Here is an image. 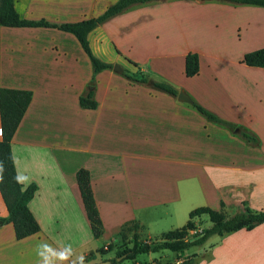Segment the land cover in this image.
I'll return each instance as SVG.
<instances>
[{
  "label": "crops",
  "instance_id": "1",
  "mask_svg": "<svg viewBox=\"0 0 264 264\" xmlns=\"http://www.w3.org/2000/svg\"><path fill=\"white\" fill-rule=\"evenodd\" d=\"M115 1L14 0V7L25 19L64 23L95 17ZM261 13L262 6L225 0H153L88 35L102 60L128 69L129 60L136 62L150 78L256 134L257 145L113 68L94 74L70 32L0 24V87L32 93L11 151L16 173L28 177L22 186H36L28 207L39 224L21 239L11 222L0 225V264H37L42 241L54 248L70 244L85 256L117 241L133 221L143 237L158 238L183 226L199 206L232 214L245 205L264 210V67L242 62L246 52L264 47ZM189 52L199 58L190 77L184 72ZM92 80L97 106L82 108L79 96ZM79 168L89 172L99 237L82 201ZM6 215L0 194V217ZM190 254L188 264H264V222L214 235ZM148 255L144 264H155ZM132 263L141 264L139 255Z\"/></svg>",
  "mask_w": 264,
  "mask_h": 264
},
{
  "label": "trees",
  "instance_id": "2",
  "mask_svg": "<svg viewBox=\"0 0 264 264\" xmlns=\"http://www.w3.org/2000/svg\"><path fill=\"white\" fill-rule=\"evenodd\" d=\"M149 1L153 0H116L101 14L95 17L75 22L54 23L45 19L29 20L22 18L14 7V0H0V24L11 27H55L72 33L90 58L93 73L96 74L105 68H112L114 64L102 60L92 51L88 40L89 33L101 23L123 12L130 6ZM225 1L264 7V0ZM129 62L133 65V69L122 67L120 71L127 79L138 83L149 84L156 89L163 90L177 97L179 92L178 88L166 81L150 78L136 62L132 60H129ZM242 62L249 66L264 67V47L246 52L243 55ZM198 70V54L196 52L187 53L184 63L185 75L188 77L194 76L198 73ZM94 85V80H92L86 92L79 96V105L82 108H95L97 106V102L94 99ZM31 95L30 90L0 87V164L3 165V180L0 181V194L7 209V215L0 217V225L11 222L17 239L26 237L39 230V224L28 207L29 200L32 198L36 186L35 184H30L23 187L21 183H17L15 179L17 173L11 151V139L29 105ZM187 104L202 114L207 120L226 127L234 134L240 136L246 143L251 145H257L259 143V138L256 134L221 118L193 98ZM76 179L86 214L90 221L91 231L95 237H99L102 233V224L94 200L88 170L79 168L76 172ZM203 214L207 215L210 225L202 228L199 232L190 234L189 231L195 228L193 222L194 217ZM263 222L264 210H253L246 205L242 210L231 215L225 214L222 209L215 210L208 206H199L189 212V220L183 226L164 232L159 240L147 241L140 237L141 228L139 222L133 221L131 224L124 226L117 235V240H124L126 239L124 231L131 229V246H125L121 250H118L116 256L110 258V261L111 264L117 263V257H121L120 259L122 260H135L140 254L159 252L162 250L175 252L177 257H180L189 248L203 246L214 235H223L239 229L250 230ZM116 245L117 241L109 242L106 248L100 247L96 251L105 254ZM92 257L93 252H89L86 259L91 260Z\"/></svg>",
  "mask_w": 264,
  "mask_h": 264
},
{
  "label": "rangeland",
  "instance_id": "3",
  "mask_svg": "<svg viewBox=\"0 0 264 264\" xmlns=\"http://www.w3.org/2000/svg\"><path fill=\"white\" fill-rule=\"evenodd\" d=\"M223 2H224V0H223ZM247 13L248 12H246V11H241L240 14L243 15V17H246ZM251 15H253V13ZM261 18L264 20V13H261ZM263 103H264V101H263ZM222 211L227 215L232 214V210H230V209L222 208ZM193 222H194L195 228L189 231L190 234L195 233V232H199L202 228L208 227L210 225V221H209L206 214L194 217ZM124 233L126 235V239L117 240V245L112 250H110L109 252L102 254L100 252H97L96 251L97 249L95 251H91V252H93V257L91 260L86 259L85 264H93V263L98 262V261L110 259V258L116 256V253L118 250H121L125 246H131V244H132V230L127 229L124 231ZM140 237L144 240H147V241H155V240L161 239L162 235L159 236L158 238H153V239L152 238H145L142 235H140ZM104 248H106V246ZM190 251H191V248L186 250L181 255V257L178 258L175 252H172L169 250H162L159 252H151L153 257H150V258H153V261L155 262V264H174V262L177 259H179L181 261V264H188L189 259H190V255H191ZM88 254L89 253H87L85 255V257L88 256ZM148 254L149 253H144V254L139 255V261L141 262V264L142 263L144 264V262L149 261V259H148L149 255ZM132 262H133V260H130V259H123V260L119 259L117 261V263H112V264H133Z\"/></svg>",
  "mask_w": 264,
  "mask_h": 264
},
{
  "label": "clouds",
  "instance_id": "4",
  "mask_svg": "<svg viewBox=\"0 0 264 264\" xmlns=\"http://www.w3.org/2000/svg\"><path fill=\"white\" fill-rule=\"evenodd\" d=\"M15 179L17 183H25L28 177L17 174ZM2 180L3 165L0 164V181ZM36 255L38 257L37 264H85L86 260L84 255H77L70 244L54 248L51 244L43 241L37 245Z\"/></svg>",
  "mask_w": 264,
  "mask_h": 264
},
{
  "label": "water",
  "instance_id": "5",
  "mask_svg": "<svg viewBox=\"0 0 264 264\" xmlns=\"http://www.w3.org/2000/svg\"><path fill=\"white\" fill-rule=\"evenodd\" d=\"M112 68L113 70L118 71V72H120L122 69V67L119 64H114ZM177 98L182 102H188V103L191 102L190 96L187 93H185L183 90H180L178 92ZM120 258L121 257H117V260H119ZM93 264H111V261L110 259H106L100 262H95Z\"/></svg>",
  "mask_w": 264,
  "mask_h": 264
}]
</instances>
